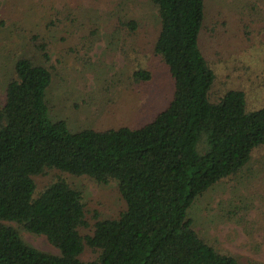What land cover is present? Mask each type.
Returning <instances> with one entry per match:
<instances>
[{
  "label": "trees",
  "instance_id": "trees-1",
  "mask_svg": "<svg viewBox=\"0 0 264 264\" xmlns=\"http://www.w3.org/2000/svg\"><path fill=\"white\" fill-rule=\"evenodd\" d=\"M157 11L153 52L173 82L165 108L139 127L71 131L54 120L47 92L49 53L19 57L0 106V264H239L208 245L188 210L240 173L264 148V104L249 109L242 90L211 101L205 0H148ZM137 30L135 21L125 23ZM149 82L142 70L133 74ZM56 176L40 191L36 179ZM62 175L117 183L123 209L90 227L82 193ZM45 237L59 255L31 247L18 231ZM89 249L96 257L81 260Z\"/></svg>",
  "mask_w": 264,
  "mask_h": 264
},
{
  "label": "rangeland",
  "instance_id": "rangeland-1",
  "mask_svg": "<svg viewBox=\"0 0 264 264\" xmlns=\"http://www.w3.org/2000/svg\"><path fill=\"white\" fill-rule=\"evenodd\" d=\"M203 49L215 72L211 101L242 90L249 109L264 104V0H205ZM135 21L131 31L126 22ZM156 9L148 0H0V106L19 57L40 61L44 46L53 81L47 92L54 120L71 131L139 127L165 108L173 82L153 52ZM149 73V82L133 79ZM55 173L36 179L40 191ZM62 177L82 193L90 227L94 216L115 218L123 209L117 183ZM199 236L239 264H264V148L238 175L223 180L188 210ZM15 228L25 243L59 255L45 237ZM96 257L87 249L83 261Z\"/></svg>",
  "mask_w": 264,
  "mask_h": 264
}]
</instances>
